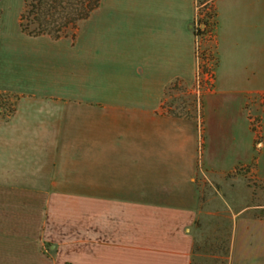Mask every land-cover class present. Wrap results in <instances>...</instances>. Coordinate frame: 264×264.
<instances>
[{"label":"crops","instance_id":"crops-1","mask_svg":"<svg viewBox=\"0 0 264 264\" xmlns=\"http://www.w3.org/2000/svg\"><path fill=\"white\" fill-rule=\"evenodd\" d=\"M211 1L218 66L200 122L164 107L166 92L194 82L197 0H142L123 13L119 36L92 47L90 108H67L57 87L0 86L18 99L0 122V264H193L199 213L181 184L240 170L264 180V0L201 3ZM85 22L59 39L18 29L75 46Z\"/></svg>","mask_w":264,"mask_h":264},{"label":"rangeland","instance_id":"rangeland-1","mask_svg":"<svg viewBox=\"0 0 264 264\" xmlns=\"http://www.w3.org/2000/svg\"><path fill=\"white\" fill-rule=\"evenodd\" d=\"M34 1L31 0V3ZM24 2L25 0H0L1 43L5 47L4 52L2 46L0 48V86L13 84L15 87H26L32 84L36 88L57 87L63 91L56 95H64L66 102L70 100L67 108H74L70 103L75 100L82 103V108H90L92 47L104 46L105 44L100 42H105L110 36H119L122 31L123 13L142 5V0H100L101 8L86 20L79 42L75 46L71 45V38L50 42L46 38L23 36L18 29V16L23 11ZM200 3L201 1L197 0L196 14L202 18H199L201 23L206 21L209 26L204 37L199 40L193 85L188 88L174 86L166 92L164 98V107L169 113L180 118L192 117L198 122L201 118L202 92L213 86L218 66L216 14L212 1L205 6ZM251 3L252 0H245V5ZM149 4L152 2L149 1ZM117 12L120 15H117ZM81 25L82 23H78L74 29L68 28V36L74 37ZM73 86L74 92L69 88ZM81 86L84 91H80ZM17 104L16 97L0 93V122L15 114ZM48 111L45 110L46 114ZM66 117L73 116L70 114ZM35 118L40 120L42 116L37 114ZM44 119H48V116ZM252 126L255 128L254 132L258 133L260 124L257 118L252 119ZM64 160L60 157L59 162ZM33 162L30 158L27 164ZM177 193L180 197L192 199L199 213L200 226L193 264L262 263L260 255L264 251V228L254 227L246 231L239 217L264 219V180L257 179L245 170L224 176L196 174L194 181L181 184ZM41 197L35 196L36 199ZM28 213L37 214V206L29 207ZM237 220L236 230H233Z\"/></svg>","mask_w":264,"mask_h":264},{"label":"trees","instance_id":"trees-1","mask_svg":"<svg viewBox=\"0 0 264 264\" xmlns=\"http://www.w3.org/2000/svg\"><path fill=\"white\" fill-rule=\"evenodd\" d=\"M99 5L100 0H35L33 3L25 0L19 26L23 33L31 37L59 39L68 36V28L74 29L78 23L83 24ZM202 24L208 29L206 21Z\"/></svg>","mask_w":264,"mask_h":264},{"label":"built area","instance_id":"built-area-1","mask_svg":"<svg viewBox=\"0 0 264 264\" xmlns=\"http://www.w3.org/2000/svg\"><path fill=\"white\" fill-rule=\"evenodd\" d=\"M196 14V19L192 25V31L194 35V40H195V57L197 60L198 57V50H199V40L204 37V33L207 29H205V26L201 23L202 18Z\"/></svg>","mask_w":264,"mask_h":264}]
</instances>
